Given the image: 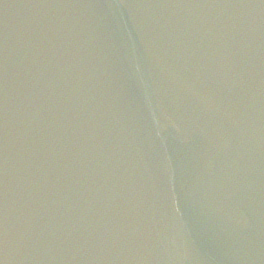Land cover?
<instances>
[{
    "label": "water",
    "instance_id": "1",
    "mask_svg": "<svg viewBox=\"0 0 264 264\" xmlns=\"http://www.w3.org/2000/svg\"><path fill=\"white\" fill-rule=\"evenodd\" d=\"M0 264H264V0H0Z\"/></svg>",
    "mask_w": 264,
    "mask_h": 264
}]
</instances>
